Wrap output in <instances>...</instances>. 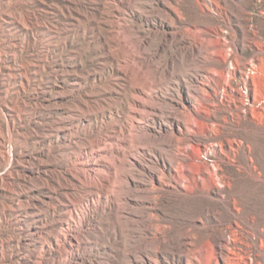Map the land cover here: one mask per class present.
Returning <instances> with one entry per match:
<instances>
[{
	"label": "rangeland",
	"instance_id": "374dc122",
	"mask_svg": "<svg viewBox=\"0 0 264 264\" xmlns=\"http://www.w3.org/2000/svg\"><path fill=\"white\" fill-rule=\"evenodd\" d=\"M0 264H264V0H0Z\"/></svg>",
	"mask_w": 264,
	"mask_h": 264
},
{
	"label": "bare ground",
	"instance_id": "6f19581e",
	"mask_svg": "<svg viewBox=\"0 0 264 264\" xmlns=\"http://www.w3.org/2000/svg\"><path fill=\"white\" fill-rule=\"evenodd\" d=\"M86 178H87V177H86ZM76 184H77V183H76ZM73 186H74V185H73ZM75 186L80 187V186H78V185H75ZM77 187H76V188H77ZM92 187H93V185H92ZM73 203H74V202H73ZM42 239H43V238H42ZM71 243H72V242H71ZM71 243H70V244H71Z\"/></svg>",
	"mask_w": 264,
	"mask_h": 264
}]
</instances>
